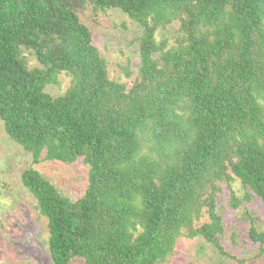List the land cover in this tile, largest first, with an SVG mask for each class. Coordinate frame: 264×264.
Instances as JSON below:
<instances>
[{
  "label": "trees",
  "instance_id": "16d2710c",
  "mask_svg": "<svg viewBox=\"0 0 264 264\" xmlns=\"http://www.w3.org/2000/svg\"><path fill=\"white\" fill-rule=\"evenodd\" d=\"M87 9L93 23L113 11L125 17L113 29L135 27L140 62L120 67L124 81ZM0 121L30 154L20 182L52 264H173L178 240L196 238L246 264L222 245L229 209L264 260L248 206L264 205V0H0ZM79 159L77 198L33 167ZM236 182L241 196L224 192Z\"/></svg>",
  "mask_w": 264,
  "mask_h": 264
},
{
  "label": "rangeland",
  "instance_id": "374dc122",
  "mask_svg": "<svg viewBox=\"0 0 264 264\" xmlns=\"http://www.w3.org/2000/svg\"><path fill=\"white\" fill-rule=\"evenodd\" d=\"M89 12L90 10L87 9L82 13L81 19L91 27L94 45L107 61L110 76L120 77L124 81L120 67L130 68L133 71L140 62L136 54V45L130 46L127 41L129 37L133 38L136 35L135 27L130 25L131 31L113 29L114 25L120 24L125 19L124 16L113 11L100 16L98 21L93 23L89 19ZM58 81V85L52 86L49 90L53 96L60 95L68 87L69 79L65 76L60 77ZM30 164V154L13 143L0 121V264H52L48 253L45 224L41 220H36L31 195L20 182L22 170ZM33 167L70 197L77 198L81 195L85 173L80 159L75 164L48 161ZM229 191L235 192L238 196L244 192L237 182L233 183L231 188L224 189L225 193ZM227 199L223 198L222 203L226 204ZM248 206L254 207L262 216L257 228L264 230V205L254 198ZM236 212L237 210L229 209L224 214L226 223L222 242L224 249L236 258L237 256L243 259L249 258L246 264H264V260L253 259L256 246L251 244L246 233L236 226L241 224L235 218ZM231 231L239 233L238 245L235 247L230 243ZM244 250H247L246 255L242 254ZM176 252L177 254L172 258L173 264H239L234 259L219 257L217 251L205 244L201 238L179 239Z\"/></svg>",
  "mask_w": 264,
  "mask_h": 264
}]
</instances>
